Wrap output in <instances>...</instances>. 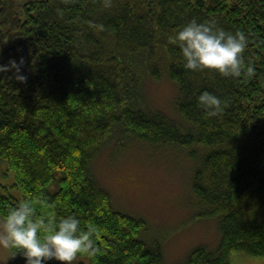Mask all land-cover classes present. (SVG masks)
Instances as JSON below:
<instances>
[{
    "label": "trees",
    "instance_id": "obj_1",
    "mask_svg": "<svg viewBox=\"0 0 264 264\" xmlns=\"http://www.w3.org/2000/svg\"><path fill=\"white\" fill-rule=\"evenodd\" d=\"M193 18L244 31L254 73L186 69L168 38ZM21 58L26 81L0 72V162L23 199L43 193L58 215L100 229L101 251L80 256L164 264L161 244L141 237L147 222L117 210L94 174L105 146L133 138L198 163L194 192L222 235L215 251L198 247L185 264L264 258V0H0V64ZM164 74L178 90L177 119L145 103V78ZM204 91L225 102L221 113L199 106ZM17 202L0 191V216Z\"/></svg>",
    "mask_w": 264,
    "mask_h": 264
},
{
    "label": "rangeland",
    "instance_id": "obj_2",
    "mask_svg": "<svg viewBox=\"0 0 264 264\" xmlns=\"http://www.w3.org/2000/svg\"><path fill=\"white\" fill-rule=\"evenodd\" d=\"M145 103L179 118L175 101L178 90L164 74L145 78ZM197 161L177 147L160 148L133 138H118L105 146L94 162L95 176L113 197L117 210L143 218L148 230L141 237L161 244L164 264H185L198 247L215 251L221 240L219 219L205 217L207 207L197 198L193 181ZM0 191L21 201L14 173L0 162ZM144 234V236H143ZM231 264H264V258L243 252L231 255ZM90 264L78 256L74 264ZM0 264H25L20 255Z\"/></svg>",
    "mask_w": 264,
    "mask_h": 264
},
{
    "label": "clouds",
    "instance_id": "obj_3",
    "mask_svg": "<svg viewBox=\"0 0 264 264\" xmlns=\"http://www.w3.org/2000/svg\"><path fill=\"white\" fill-rule=\"evenodd\" d=\"M168 39L179 45L186 69L233 78L250 76L255 71L254 64L245 61L249 38L244 31L233 33L214 20L200 22L193 18ZM23 62L21 58L19 63L13 59L7 65L0 64V72L14 70L15 79L24 82L27 77L22 74ZM198 103L215 116L223 111L225 102L204 91ZM56 209L57 204L49 202L43 193H29L7 208L0 216V257L9 260L19 254L25 264H74L80 255L94 256L101 251L100 229L94 223L84 227L77 214L58 215Z\"/></svg>",
    "mask_w": 264,
    "mask_h": 264
}]
</instances>
